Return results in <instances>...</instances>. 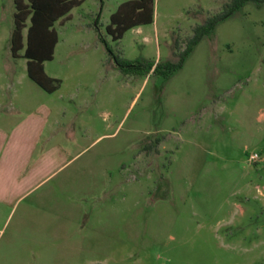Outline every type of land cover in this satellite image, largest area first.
<instances>
[{"label": "rangeland", "instance_id": "rangeland-1", "mask_svg": "<svg viewBox=\"0 0 264 264\" xmlns=\"http://www.w3.org/2000/svg\"><path fill=\"white\" fill-rule=\"evenodd\" d=\"M123 1L80 0L53 22L41 67L58 84L45 92L22 49L10 55L13 4L0 0V81L16 89L3 86L0 109L46 106L42 133L73 139L70 159L0 212V264H264V3L218 22L164 77L121 73L105 45L174 61L227 0H150L152 21L114 41L105 25Z\"/></svg>", "mask_w": 264, "mask_h": 264}, {"label": "trees", "instance_id": "trees-1", "mask_svg": "<svg viewBox=\"0 0 264 264\" xmlns=\"http://www.w3.org/2000/svg\"><path fill=\"white\" fill-rule=\"evenodd\" d=\"M79 1L12 0V26L8 38L10 55L16 56L22 49L21 56L25 59L26 76L45 92H50L58 84L56 80L45 75L41 67L42 62L52 58L56 42V33L52 24L66 16L69 9ZM248 1L256 4L264 3V0H227L218 11L206 16L201 23L192 27L191 34L185 38L183 45L174 54V61L166 59L155 63L144 59L127 60L113 54L107 45L105 48L121 73L146 75L151 72L168 77L180 68L186 56L204 35ZM151 21L150 0H125L109 14L105 31L112 40L116 41L125 30ZM23 28L25 31L22 37ZM174 43L177 45L176 41Z\"/></svg>", "mask_w": 264, "mask_h": 264}, {"label": "crops", "instance_id": "crops-1", "mask_svg": "<svg viewBox=\"0 0 264 264\" xmlns=\"http://www.w3.org/2000/svg\"><path fill=\"white\" fill-rule=\"evenodd\" d=\"M4 69L9 71L7 62L4 63ZM1 79L3 73L0 71ZM3 86L8 90L11 88V91L16 90L12 82L0 81L1 101ZM50 116V109L39 104L31 111L18 115L5 108L0 109V212L4 206L15 202L40 184L50 175L48 171L52 167L57 166L56 170L70 159L66 157L73 140L72 130L65 129L58 134V130L54 129L42 133L43 128L53 122ZM55 134L64 144L63 141L58 145L50 144ZM45 166L48 167L42 170ZM13 235L18 236L17 233Z\"/></svg>", "mask_w": 264, "mask_h": 264}, {"label": "built area", "instance_id": "built-area-1", "mask_svg": "<svg viewBox=\"0 0 264 264\" xmlns=\"http://www.w3.org/2000/svg\"><path fill=\"white\" fill-rule=\"evenodd\" d=\"M256 154H250V159H255Z\"/></svg>", "mask_w": 264, "mask_h": 264}]
</instances>
